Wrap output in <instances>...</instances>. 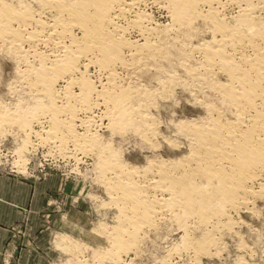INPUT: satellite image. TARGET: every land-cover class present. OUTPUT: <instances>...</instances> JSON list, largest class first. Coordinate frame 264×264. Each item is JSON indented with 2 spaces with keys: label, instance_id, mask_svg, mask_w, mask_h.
I'll use <instances>...</instances> for the list:
<instances>
[{
  "label": "bare ground",
  "instance_id": "1",
  "mask_svg": "<svg viewBox=\"0 0 264 264\" xmlns=\"http://www.w3.org/2000/svg\"><path fill=\"white\" fill-rule=\"evenodd\" d=\"M0 52L17 109L93 160L122 251L161 222L182 231L179 258L224 235L250 252L236 217L264 201V0H0ZM178 93L195 115L178 114ZM112 137L145 150L143 164Z\"/></svg>",
  "mask_w": 264,
  "mask_h": 264
},
{
  "label": "rangeland",
  "instance_id": "2",
  "mask_svg": "<svg viewBox=\"0 0 264 264\" xmlns=\"http://www.w3.org/2000/svg\"><path fill=\"white\" fill-rule=\"evenodd\" d=\"M149 12L165 23L162 11L153 8ZM3 56L0 52V264H239L242 260L264 264V201L255 204L259 214L243 211L236 217L242 223L236 227L241 243L250 248L249 253L238 248V240L224 235L210 255L197 258L188 254L180 259L173 251L181 244L182 231L166 228L161 222L160 229L144 231L134 246L122 251V243L110 240L116 232L119 208L96 182L93 160L79 161V155L74 156L65 143L64 127L52 133L49 118L38 123L30 110L17 109L16 104L23 103V89L19 92L20 87L10 85L13 61ZM177 95L178 101L182 99L175 105L177 110L181 108L178 114L184 110L195 115L197 107ZM99 125L93 131L111 139V133ZM112 138V148L121 151L126 161L136 155L140 161L131 163L143 164L145 150Z\"/></svg>",
  "mask_w": 264,
  "mask_h": 264
}]
</instances>
